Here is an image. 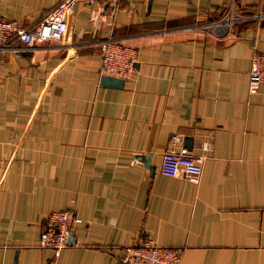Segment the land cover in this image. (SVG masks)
<instances>
[{"label":"crops","instance_id":"obj_1","mask_svg":"<svg viewBox=\"0 0 264 264\" xmlns=\"http://www.w3.org/2000/svg\"><path fill=\"white\" fill-rule=\"evenodd\" d=\"M56 2L0 0V16L27 27ZM64 17L59 40L0 49V264H122L144 237L177 264H264V86L246 88L264 0H87ZM106 37L134 51L118 86L100 84ZM181 146L196 183L158 171ZM68 208L78 245L53 258L38 236Z\"/></svg>","mask_w":264,"mask_h":264},{"label":"built area","instance_id":"obj_2","mask_svg":"<svg viewBox=\"0 0 264 264\" xmlns=\"http://www.w3.org/2000/svg\"><path fill=\"white\" fill-rule=\"evenodd\" d=\"M76 1L87 0H57L36 24L27 27L0 16V49L7 47V41L16 38L25 46H30L35 40H59L68 30L65 13ZM97 50L101 74L125 78L131 73L134 63L131 47L117 38L106 37L97 41ZM259 85L264 86V53L255 51L250 56L247 92H253ZM179 139L178 135H172L169 144ZM201 159V156L188 154L182 146L168 147L160 156L158 171L167 176L181 173L196 183L201 171ZM79 221L80 218L69 208L48 211L38 236L39 244L50 248L53 258L67 244L77 246L76 241L69 242L68 238L72 225ZM118 259L122 264H177L178 254L174 248L155 244L150 238L144 237L121 247Z\"/></svg>","mask_w":264,"mask_h":264},{"label":"water","instance_id":"obj_3","mask_svg":"<svg viewBox=\"0 0 264 264\" xmlns=\"http://www.w3.org/2000/svg\"><path fill=\"white\" fill-rule=\"evenodd\" d=\"M122 83V78H117L110 75L101 74L100 76V84L103 86H118ZM184 140L189 141V137H184ZM70 236V233H69Z\"/></svg>","mask_w":264,"mask_h":264}]
</instances>
